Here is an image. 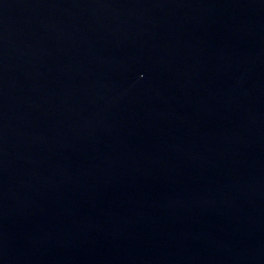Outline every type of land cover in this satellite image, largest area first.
I'll return each instance as SVG.
<instances>
[{"label":"water","instance_id":"obj_1","mask_svg":"<svg viewBox=\"0 0 264 264\" xmlns=\"http://www.w3.org/2000/svg\"><path fill=\"white\" fill-rule=\"evenodd\" d=\"M0 264H264V0H0Z\"/></svg>","mask_w":264,"mask_h":264}]
</instances>
